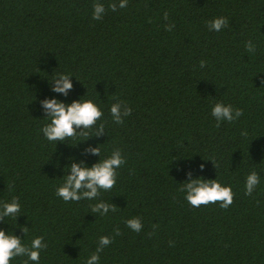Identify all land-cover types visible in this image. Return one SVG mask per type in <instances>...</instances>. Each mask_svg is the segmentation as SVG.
Returning <instances> with one entry per match:
<instances>
[{
	"label": "trees",
	"instance_id": "obj_1",
	"mask_svg": "<svg viewBox=\"0 0 264 264\" xmlns=\"http://www.w3.org/2000/svg\"><path fill=\"white\" fill-rule=\"evenodd\" d=\"M96 2L0 0V202L21 204L0 228L26 245L43 236L39 264H85L103 235L114 239L99 264H264V0H128L116 11L120 0H98L106 12L93 20ZM220 16L228 26L210 31ZM60 72L73 83L66 95L52 87ZM52 98L92 99L103 116L87 137L49 141L42 102ZM117 100L132 108L123 124L110 113ZM217 102L243 115L217 127ZM114 148L126 163L111 190L56 195L69 165L91 167ZM252 171L260 183L245 195ZM197 177L230 185L233 204L191 206L180 188ZM99 200L116 211L92 212ZM133 217L139 233L126 226Z\"/></svg>",
	"mask_w": 264,
	"mask_h": 264
},
{
	"label": "clouds",
	"instance_id": "obj_2",
	"mask_svg": "<svg viewBox=\"0 0 264 264\" xmlns=\"http://www.w3.org/2000/svg\"><path fill=\"white\" fill-rule=\"evenodd\" d=\"M128 0H120L119 5L115 2L109 4L112 11H116L117 7L126 8ZM106 12L103 3L97 2L93 4V20H101ZM164 19H168V14L165 12ZM228 19L220 16L208 22L209 30L221 31L222 28L228 26ZM168 31L174 27L173 24L165 26ZM246 50L253 52L255 46L251 41L246 44ZM205 61H201L200 66H205ZM52 80L55 83L52 85L55 92L67 94L68 90L73 87L70 75L66 73H55ZM110 108V113L113 121L116 124H123L124 117L130 116L132 108L125 102L117 100ZM46 110V117L49 122L46 123L41 129L44 136L49 141H62L66 138L76 137L77 134L88 136V129L96 126L97 121L101 120L103 112L101 108L92 99L75 100L72 103L66 104L58 99H46L43 102ZM123 106V110L122 109ZM212 115L217 120V127L220 122L228 121L235 122L240 116L243 115V110L240 108L233 109L231 104H224L217 102L212 107ZM83 128V131L77 129ZM105 128L103 122L99 124L96 129L95 135H99ZM242 135H247L243 132ZM91 152L101 153L100 146L90 149ZM213 161V160H212ZM214 162V161H213ZM126 163V159L122 155L120 148H114L111 154L102 158L98 163L91 167L81 163H72L68 166L70 174H65L63 183L56 188V195L62 198L65 202L76 201L82 199L89 201L95 200L100 196V190L109 191L115 184L117 179V169ZM83 164V166H82ZM215 164V162H214ZM216 166V164H215ZM204 167L203 164L200 165ZM191 177V172H189ZM260 183V177L256 171L250 172L246 177L245 195H251L256 186ZM180 191L186 193L185 199L193 207H200L201 205L215 204L219 202L220 207L223 209L229 208L234 202V192L230 185L222 184L216 179H204L197 177L189 179L184 183ZM115 212L116 207L110 205L103 200H99L91 206V211L100 213L101 216L106 215L109 211ZM21 213V204L18 196H13L10 201L0 202V220L12 217L17 219ZM126 226L133 231L139 233L142 230V222L139 217H133L125 221ZM25 235L28 233L27 225L20 226ZM115 235H120V229L117 227L114 230ZM114 237L103 235L99 237L96 250L91 253L87 258L85 264H99L100 252L110 245ZM48 247L44 242L43 236H37L32 239L30 245L22 242V238L18 235L10 234L7 230L0 228V264H10V261L15 257H27L24 264L28 261L39 264L41 251Z\"/></svg>",
	"mask_w": 264,
	"mask_h": 264
}]
</instances>
